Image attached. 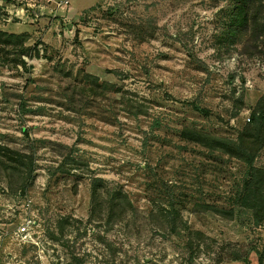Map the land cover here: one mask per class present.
Segmentation results:
<instances>
[{"label": "rangeland", "instance_id": "1", "mask_svg": "<svg viewBox=\"0 0 264 264\" xmlns=\"http://www.w3.org/2000/svg\"><path fill=\"white\" fill-rule=\"evenodd\" d=\"M233 1L0 0L30 66L0 61V144L35 160L24 191L0 169V264H264L246 165L191 134L236 140L264 98V0L232 43ZM93 182L125 212L88 221Z\"/></svg>", "mask_w": 264, "mask_h": 264}, {"label": "trees", "instance_id": "2", "mask_svg": "<svg viewBox=\"0 0 264 264\" xmlns=\"http://www.w3.org/2000/svg\"><path fill=\"white\" fill-rule=\"evenodd\" d=\"M259 0H234L233 7L230 13V24L227 30L231 42L237 41L239 31L242 27H246L251 37L255 40L259 35L258 17L260 13ZM25 38L20 34L7 33L0 30V61L2 63H10L14 67H22L30 69L23 56L28 50L24 45ZM256 47V46H255ZM21 107L25 110L24 105ZM194 141L202 145L219 150L229 156L235 157L242 161L247 172L243 181V188L240 192L236 203L253 207L256 209V214H264V172L258 170L255 166V160L260 150L264 148V98L259 99L252 110L250 122L247 123L236 140L229 141L217 137H212L201 132L191 131ZM34 158L31 153H25L15 148H10L0 144V169L5 171L6 175L16 176V189L24 191L31 179L34 176ZM100 185L93 182L92 185V206L89 220L92 215H99L105 210L108 220H112L117 213L125 212L126 198L121 193H114L107 198L106 207H101L102 202L99 199ZM250 201L249 204H246ZM206 209L219 215H233V210H225L210 204L205 205ZM200 234V233H199ZM79 261V258H74ZM233 260H239L241 257L235 255ZM78 263V262H77ZM80 263V261H79Z\"/></svg>", "mask_w": 264, "mask_h": 264}]
</instances>
